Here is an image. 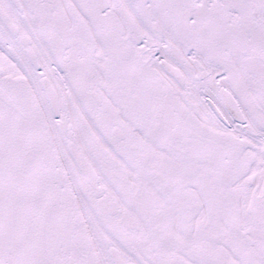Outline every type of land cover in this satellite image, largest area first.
<instances>
[{
    "label": "snow or ice",
    "instance_id": "6c2138e0",
    "mask_svg": "<svg viewBox=\"0 0 264 264\" xmlns=\"http://www.w3.org/2000/svg\"><path fill=\"white\" fill-rule=\"evenodd\" d=\"M0 264H264V0H0Z\"/></svg>",
    "mask_w": 264,
    "mask_h": 264
}]
</instances>
